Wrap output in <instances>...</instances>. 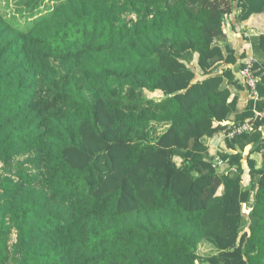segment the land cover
<instances>
[{
  "label": "trees",
  "instance_id": "trees-1",
  "mask_svg": "<svg viewBox=\"0 0 264 264\" xmlns=\"http://www.w3.org/2000/svg\"><path fill=\"white\" fill-rule=\"evenodd\" d=\"M236 13L264 0H0V264H264V60L240 111Z\"/></svg>",
  "mask_w": 264,
  "mask_h": 264
},
{
  "label": "crops",
  "instance_id": "crops-1",
  "mask_svg": "<svg viewBox=\"0 0 264 264\" xmlns=\"http://www.w3.org/2000/svg\"><path fill=\"white\" fill-rule=\"evenodd\" d=\"M236 14L230 15L227 17L226 20V43L231 47L232 50L235 51V57L237 60V65L239 69L240 66L244 65V62L247 60H252L256 62L257 64L262 63V60L264 58L260 57L261 55L255 54L252 48L251 39L257 38L259 36L264 35V18L261 15H253L250 17L248 21L245 22H239L236 19ZM258 55V56H257ZM235 67V68H236ZM234 68V75L236 76V80L240 85L243 86V88L238 89L235 85H229L228 89L231 92L230 100L235 99L238 102V108L240 111H243L246 102L250 99L245 86L243 85V82L239 76V72L237 73ZM264 99V98H263ZM234 116H230L229 120H233ZM264 120V119H262ZM260 133L261 136L264 138V126H262L259 131L256 132V134ZM224 135H217L212 137L211 139L205 140L207 141L206 144L209 147V153L214 156L215 163L216 160L218 161V171L224 172L227 170L228 167H226L227 163L223 162L221 164V161L218 160V151H221L222 153L229 152L224 147ZM257 144L255 143H247L244 147V149H240L241 154H243V160L245 161L246 157L249 155L252 160L255 161L256 167H261V154L257 152H253L256 150ZM230 153V152H229ZM245 177L244 180L247 183L249 180V176L247 173V169L245 170Z\"/></svg>",
  "mask_w": 264,
  "mask_h": 264
},
{
  "label": "built area",
  "instance_id": "built-area-1",
  "mask_svg": "<svg viewBox=\"0 0 264 264\" xmlns=\"http://www.w3.org/2000/svg\"><path fill=\"white\" fill-rule=\"evenodd\" d=\"M256 62L252 61V60H247L244 62V65L241 67V69H239V76L243 82V85L246 88V91L250 97V99L257 101L259 100V96H258V92H257V84H258V79L255 76V71L253 70V65ZM255 117L257 118V120H262L264 119V112H255ZM257 120H254L257 121ZM250 128L249 124H243L241 126L238 127H234L230 130L229 133L226 134V136H228V138L232 139L234 138V136L236 135H240L243 133L248 132ZM216 164L218 165V161L216 160Z\"/></svg>",
  "mask_w": 264,
  "mask_h": 264
},
{
  "label": "rangeland",
  "instance_id": "rangeland-1",
  "mask_svg": "<svg viewBox=\"0 0 264 264\" xmlns=\"http://www.w3.org/2000/svg\"><path fill=\"white\" fill-rule=\"evenodd\" d=\"M5 0H3V4H4ZM14 2H11V6L9 9H6L8 12L7 13H14L15 12V7H14ZM214 253V250L211 246L207 245V244H203V245H200L197 249V254L201 257H204V256H207V255H210V254H213Z\"/></svg>",
  "mask_w": 264,
  "mask_h": 264
},
{
  "label": "water",
  "instance_id": "water-1",
  "mask_svg": "<svg viewBox=\"0 0 264 264\" xmlns=\"http://www.w3.org/2000/svg\"><path fill=\"white\" fill-rule=\"evenodd\" d=\"M235 70H236V72L238 73L239 72V67L237 66L236 68H235ZM199 78V77H198ZM264 100V99H263Z\"/></svg>",
  "mask_w": 264,
  "mask_h": 264
}]
</instances>
